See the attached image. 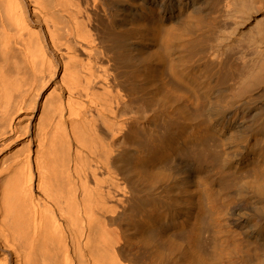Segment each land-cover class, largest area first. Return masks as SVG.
Listing matches in <instances>:
<instances>
[{
  "label": "bare ground",
  "instance_id": "6f19581e",
  "mask_svg": "<svg viewBox=\"0 0 264 264\" xmlns=\"http://www.w3.org/2000/svg\"><path fill=\"white\" fill-rule=\"evenodd\" d=\"M207 1L0 0V264H264V116L225 120L223 53L178 47L212 29ZM146 91L174 139L125 148L119 108ZM177 153L200 186L176 207Z\"/></svg>",
  "mask_w": 264,
  "mask_h": 264
},
{
  "label": "rangeland",
  "instance_id": "374dc122",
  "mask_svg": "<svg viewBox=\"0 0 264 264\" xmlns=\"http://www.w3.org/2000/svg\"><path fill=\"white\" fill-rule=\"evenodd\" d=\"M207 2L209 7L207 6L205 8L206 13L203 11L202 14L203 16L205 15V18H203L205 21L213 22L214 25L212 29L206 32L202 28L200 31L195 32L193 35L190 34L189 36L181 33L179 41H177L178 47L183 41H187L189 38H193L195 36L202 40V48L197 50L193 60L195 66H200L199 68H201L203 63H207V61L204 60L210 59L209 57L211 56L215 58L214 55L221 56L223 53V60H226H224L222 64V71L226 77L216 88L221 92H217L216 95H221V112H223L225 120H235L237 123L241 124H244L245 121L252 119L260 121L264 116V0H209ZM179 49H182V47ZM224 52L226 55H224ZM204 57L206 59H204ZM154 78L152 80H154L155 83ZM168 79L169 77H166V80L175 86L174 84H176V81ZM179 86L180 85H178V89L181 93H185L186 91V94H188V87L186 85H183V87ZM261 88H263V91H259ZM189 96L193 102L192 107H196L198 104L197 97L192 93ZM107 97L110 98L109 94ZM149 97L150 95L147 91L144 92V94L133 93L126 96L123 105L119 108V114L121 111L122 114L120 115H123L124 113V115L132 118V127L130 126V131H134L132 133L133 136L136 131L135 129L138 130L135 133L134 142L130 141L129 143L131 144H124L122 142L123 139L121 138L122 140L119 139V141L116 142V147L120 146L119 144L122 145V143L127 145L124 146L125 148L129 149L130 145L132 147L134 144L144 147L148 144L146 136H148L152 131L156 132L157 135L160 138L165 139V141H171V139H174L173 134L168 135L169 133L166 131V124L170 122V119L160 113V104L153 103L152 101L149 102ZM199 102L201 101L199 100ZM208 105L206 104L207 107ZM253 108L256 110L248 113V110ZM168 137L170 139H168ZM253 144L254 146H258V144H260V138L255 137ZM188 147L189 146H186V148ZM182 154H174L173 162L170 166L172 168V172L174 173L172 174V177L173 179H176L173 181L171 178L170 183L167 184L174 183L175 185H172L175 189H168L166 187L167 185L164 183V186L162 184L161 189L159 188V191L157 190L158 192H162L165 197L168 196L169 202L173 200L176 207L178 201H175V198L172 199L173 196L181 195L185 198L186 195L185 199L187 200L188 191L190 194L193 192L192 188L195 183L198 187L200 186V180H198L195 171L193 172L195 168L193 167L195 166L194 161L191 158L189 160V157H185ZM84 155L85 157H83L85 160L93 162L94 157H92L91 154L88 155V151L85 150ZM177 164L179 165L178 169L180 168L179 171L176 169ZM174 166L176 167L173 168ZM175 182H178V185L179 183L180 185H183H179V187ZM185 187L186 191L189 189L187 192H184ZM167 189L170 193L167 192ZM170 190L173 191L172 193L176 191L174 195H172ZM157 191L156 193H158ZM179 191H181L182 194H178ZM186 204H183V209H188L189 206ZM184 205L186 206L184 207ZM134 210L138 212L143 211V209L138 205L134 207ZM142 216H144V214ZM204 231L206 232V230ZM207 235V233H205L204 236L202 235V239H204L203 241L208 239ZM219 238L222 242L227 238V233L221 232L219 234ZM134 244V248L137 250L136 252L138 256H143V253L151 250V246L149 244L146 245L144 243H140L139 241Z\"/></svg>",
  "mask_w": 264,
  "mask_h": 264
}]
</instances>
